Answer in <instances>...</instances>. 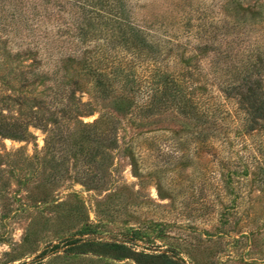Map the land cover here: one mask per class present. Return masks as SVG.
<instances>
[{
	"label": "trees",
	"instance_id": "16d2710c",
	"mask_svg": "<svg viewBox=\"0 0 264 264\" xmlns=\"http://www.w3.org/2000/svg\"><path fill=\"white\" fill-rule=\"evenodd\" d=\"M183 1L171 17L175 29L162 33L134 19L131 0H0V137L28 141L33 126L46 133L47 148L96 147L89 151L96 153L116 147L122 118L171 114L196 129L195 145L215 158L214 178L257 186L264 195V30L248 34L242 27L264 22V0L225 3L231 27L246 34L237 49L241 59L229 54L227 27L220 37L217 30L207 34L203 19ZM92 105L98 117L84 122L95 112ZM99 181L97 173H87L85 183ZM74 236L65 244L82 253L186 264L178 253L136 252L123 242Z\"/></svg>",
	"mask_w": 264,
	"mask_h": 264
},
{
	"label": "rangeland",
	"instance_id": "374dc122",
	"mask_svg": "<svg viewBox=\"0 0 264 264\" xmlns=\"http://www.w3.org/2000/svg\"><path fill=\"white\" fill-rule=\"evenodd\" d=\"M227 1L183 5L197 11L207 34L227 27L229 54L241 59L242 27L253 34L264 30V22L232 28L224 12ZM179 3L131 0L134 19L155 24L162 33L175 29L171 17ZM89 97L83 93L81 99ZM92 107L95 112L84 122L98 117V106ZM29 132L28 141L0 137V264H135L67 246L65 239L74 234L123 242L136 252L178 253L186 264H264V195L257 186L214 178L215 158L195 145L196 129L182 118L128 115L118 125L116 147L96 153H90L96 147L47 148L45 132L33 126ZM87 173H97L100 181L88 185ZM84 227L92 230L81 237L77 231Z\"/></svg>",
	"mask_w": 264,
	"mask_h": 264
}]
</instances>
